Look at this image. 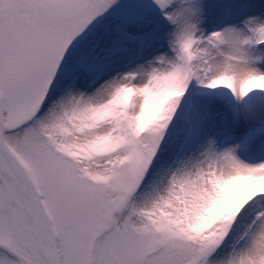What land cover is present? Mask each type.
I'll list each match as a JSON object with an SVG mask.
<instances>
[{"label":"snow or ice","instance_id":"6c2138e0","mask_svg":"<svg viewBox=\"0 0 264 264\" xmlns=\"http://www.w3.org/2000/svg\"><path fill=\"white\" fill-rule=\"evenodd\" d=\"M0 264H264V0H0Z\"/></svg>","mask_w":264,"mask_h":264},{"label":"rangeland","instance_id":"374dc122","mask_svg":"<svg viewBox=\"0 0 264 264\" xmlns=\"http://www.w3.org/2000/svg\"><path fill=\"white\" fill-rule=\"evenodd\" d=\"M249 186L258 187L259 185H248L247 183H245V184L242 185V187H249Z\"/></svg>","mask_w":264,"mask_h":264}]
</instances>
